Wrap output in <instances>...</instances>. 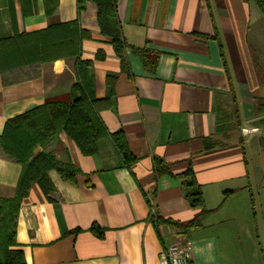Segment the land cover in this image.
Wrapping results in <instances>:
<instances>
[{
  "label": "crops",
  "instance_id": "crops-1",
  "mask_svg": "<svg viewBox=\"0 0 264 264\" xmlns=\"http://www.w3.org/2000/svg\"><path fill=\"white\" fill-rule=\"evenodd\" d=\"M118 19L122 59L91 0L81 12L78 0H0V41L73 22L85 35L80 58L61 54L6 78L0 70V135L47 100L70 102L81 85L109 133L123 132L137 158L129 170L110 137L93 156L65 132L39 145L35 154L80 172L73 185L51 170L48 194L31 187L17 249L26 264H162L163 252L186 242L194 264H264V17L244 0H119ZM139 50L158 56L153 70ZM78 60L89 65L79 70ZM251 128L258 131L245 134ZM157 159L173 175L193 168L210 211L200 226L181 232L152 221L185 224L201 212L173 176L162 175L153 192ZM21 171L1 150L0 198L15 196Z\"/></svg>",
  "mask_w": 264,
  "mask_h": 264
},
{
  "label": "trees",
  "instance_id": "trees-1",
  "mask_svg": "<svg viewBox=\"0 0 264 264\" xmlns=\"http://www.w3.org/2000/svg\"><path fill=\"white\" fill-rule=\"evenodd\" d=\"M84 1L78 0V8L84 9ZM97 5L100 30L110 39L115 53L122 59L127 48L122 25L118 19L119 0H91ZM254 4L264 17V0H244ZM84 33L77 22L67 25L50 27L32 35H22L13 39L0 41V70L6 74L27 65H39L52 62L64 55L80 58L81 43ZM145 67L153 70L158 56L149 51L139 50ZM62 54V55H61ZM79 70L88 63L80 62ZM115 77H108L109 94L114 95ZM6 84V82H5ZM70 96L72 100H47L42 107L29 111L9 120L0 135V151L22 166L21 175L13 198H0V264H26L23 251L17 249L16 229L17 218L23 200L29 195L33 185H39L48 194L54 187L49 179L51 170L58 172L60 177L70 183H76L80 170L75 166L59 163L52 154H35V150L53 138L59 132H65L78 145L85 156L97 153L99 141L110 137L122 156L129 170L137 163L123 132L110 134L99 116L96 102L88 96L81 85L73 86ZM162 175H170L181 182L184 197L192 209L201 212L193 220L181 224L173 220L156 216L152 221L158 227L167 224L181 232H187L201 225L202 219L210 213L205 207L202 186L198 183L194 170L190 166L181 175H173L168 165L162 160L154 162L155 187ZM228 193L225 194V199ZM91 232L104 237V230L98 225L91 227Z\"/></svg>",
  "mask_w": 264,
  "mask_h": 264
},
{
  "label": "built area",
  "instance_id": "built-area-1",
  "mask_svg": "<svg viewBox=\"0 0 264 264\" xmlns=\"http://www.w3.org/2000/svg\"><path fill=\"white\" fill-rule=\"evenodd\" d=\"M257 131L256 128L245 129V134H253ZM162 264H194L191 245L184 242L168 248L162 254Z\"/></svg>",
  "mask_w": 264,
  "mask_h": 264
}]
</instances>
